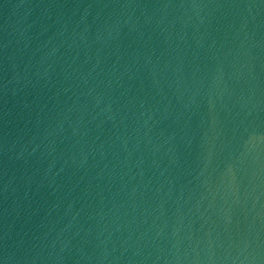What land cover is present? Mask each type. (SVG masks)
Masks as SVG:
<instances>
[{"label": "water", "instance_id": "water-1", "mask_svg": "<svg viewBox=\"0 0 264 264\" xmlns=\"http://www.w3.org/2000/svg\"><path fill=\"white\" fill-rule=\"evenodd\" d=\"M0 264H264V0H0Z\"/></svg>", "mask_w": 264, "mask_h": 264}]
</instances>
